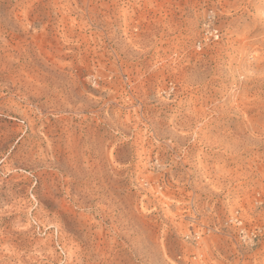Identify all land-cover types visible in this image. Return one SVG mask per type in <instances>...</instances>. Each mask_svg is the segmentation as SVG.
Here are the masks:
<instances>
[{
	"label": "rangeland",
	"instance_id": "1",
	"mask_svg": "<svg viewBox=\"0 0 264 264\" xmlns=\"http://www.w3.org/2000/svg\"><path fill=\"white\" fill-rule=\"evenodd\" d=\"M0 264H264V0H0Z\"/></svg>",
	"mask_w": 264,
	"mask_h": 264
},
{
	"label": "built area",
	"instance_id": "2",
	"mask_svg": "<svg viewBox=\"0 0 264 264\" xmlns=\"http://www.w3.org/2000/svg\"><path fill=\"white\" fill-rule=\"evenodd\" d=\"M197 45H198V47H201V42H198V44H197Z\"/></svg>",
	"mask_w": 264,
	"mask_h": 264
}]
</instances>
